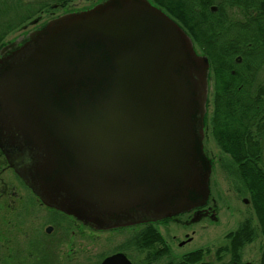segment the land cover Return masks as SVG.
Wrapping results in <instances>:
<instances>
[{
    "label": "water",
    "instance_id": "1",
    "mask_svg": "<svg viewBox=\"0 0 264 264\" xmlns=\"http://www.w3.org/2000/svg\"><path fill=\"white\" fill-rule=\"evenodd\" d=\"M208 72L150 0L62 14L0 47V148L45 204L96 229L170 218L210 194Z\"/></svg>",
    "mask_w": 264,
    "mask_h": 264
},
{
    "label": "flooded vegetation",
    "instance_id": "2",
    "mask_svg": "<svg viewBox=\"0 0 264 264\" xmlns=\"http://www.w3.org/2000/svg\"><path fill=\"white\" fill-rule=\"evenodd\" d=\"M70 1L73 2V0H67L64 3H51L50 9L52 11L57 7H62L63 11L57 15H53V12H50L46 20L41 23L37 21L27 32L42 26L51 18L69 12L89 9L104 0H95L94 2H90V5L82 8H66V4ZM206 1L209 2L206 8L207 12L213 13V17L211 14L203 16L199 12L200 8H195V11H197L196 17L201 23L207 25V22H209L210 26V31L208 30L207 34L211 37L207 36L201 43L194 40L190 28L178 18H188L191 14L188 10H185L179 16H175L171 12L165 11L162 7L159 6V8L166 12L190 36L196 53L208 58V93L207 109L204 116L203 149L212 164V174L215 160L207 151L205 141L207 137H210L217 147L218 144L213 134L214 91L212 88L211 92L210 87L213 66L207 50L208 48L222 49L224 46L216 44V42L220 37L224 36L240 37L246 34L252 37L255 34L264 36V28H256L253 23L254 19H264V0ZM48 12L43 10L41 13L47 14ZM204 32L198 29V33ZM233 48L235 53L232 55V62L229 67L230 72L234 73L236 68L240 67L239 65L244 60L243 50H247L249 54L248 59H250L247 73L248 80L252 84L263 83L264 54H259L256 58L255 50H264V44L259 43L255 45L251 44V42L244 44L242 37ZM211 106L212 109L209 111V107ZM208 114L209 123L207 122ZM224 155L219 156L218 160H222V156ZM249 200L247 198L242 199L244 203H247ZM205 220L210 222H218L219 220V209L214 198L211 196V186L210 195L205 204L170 218L138 222L110 229H96L91 225L82 223L73 215L45 204L10 165L7 156L0 148V250L2 251H0V260L4 258L6 260L11 259L14 261V264H52L54 260L55 264H62V260L72 259L77 254L76 238L79 230L85 228L90 231L125 230L130 232L129 236H131V239L126 244H133L136 250L140 251V258L135 262L123 252L132 264H158L164 258L167 259L164 264H238V257L234 254H230L232 261L230 259L228 263L222 262V250L224 249L222 246L217 247L214 251V261L208 259L211 254L206 248L208 245H199L191 249H185L187 244L196 239L195 226ZM205 226L206 224H202L198 227L201 229ZM228 234L225 237H228L230 244L232 238ZM142 239L150 240L144 243ZM63 244L69 245V248L65 252L62 251ZM174 248L181 251L176 253ZM244 263L249 264L248 261H240L239 264ZM0 264H2L1 261Z\"/></svg>",
    "mask_w": 264,
    "mask_h": 264
},
{
    "label": "trees",
    "instance_id": "3",
    "mask_svg": "<svg viewBox=\"0 0 264 264\" xmlns=\"http://www.w3.org/2000/svg\"><path fill=\"white\" fill-rule=\"evenodd\" d=\"M66 2L67 0H57ZM165 11L179 16L185 10L191 14L188 18L178 17L187 25L195 41L201 43L210 29L209 22L203 25L196 17L195 8H200L203 16L207 12L206 0H151ZM48 9V4L38 0H0V47L6 42V37L26 24L34 23L40 13ZM254 27L264 28V19H254ZM201 29L204 33H198ZM210 31V30H209ZM211 37V36H209ZM244 39V44H264V36L255 34L248 36L220 37L216 44H222V49L208 48L207 52L212 61V88L214 136L221 152L228 155L230 162H222L221 166L228 174L235 176L248 195L262 237L260 258L258 264H264V82L252 84L248 80L249 54L243 50L244 60L234 73L229 70L233 46ZM246 46V45H245ZM226 47V48H225ZM239 52V51H237ZM256 58L264 54V50H255ZM245 75V76H244ZM238 188V189H239ZM256 235L255 227L250 220L245 219L228 236L232 238L229 249L239 256V249L251 242ZM150 239H142L146 243Z\"/></svg>",
    "mask_w": 264,
    "mask_h": 264
},
{
    "label": "rangeland",
    "instance_id": "4",
    "mask_svg": "<svg viewBox=\"0 0 264 264\" xmlns=\"http://www.w3.org/2000/svg\"><path fill=\"white\" fill-rule=\"evenodd\" d=\"M38 1L47 3L48 9L46 8L45 11H49L47 14H39L40 21L38 22L40 23L47 19V17L50 15V12H53V15H57L63 11L62 7H57L53 11L50 9L51 3H60L57 0ZM94 1L95 0H73V2L70 1L66 4V8H82L84 6L90 5V2ZM33 25L34 24L29 23L24 27L16 29L6 37L5 42L12 41L13 39L15 40V38L26 34ZM210 81L212 92V80ZM211 109L212 106L209 107V111H211ZM209 114L207 118L208 123ZM208 128L210 130V126ZM205 146L209 154L215 160L210 179V186L211 196L212 198H214L219 209V220L218 222H210L208 220H205L204 222L196 225V239L190 244H187L185 246V249H191L199 245H208V247L206 248L211 252L208 259L214 261V251L217 247L222 246V248L225 249L222 250V262L228 263L233 253H229L231 252L230 249L228 251V247L230 244L228 242V237H225V235H227V233L235 231L239 224H241L245 219L248 218L251 225L255 227L256 235L251 242L245 243L239 249V256H236L238 257V264L240 263V261H248L249 264H258L260 258L262 237L258 230V223L252 210L253 208L249 200V195L244 189L241 190V188H239L241 187V185L235 178V176L228 174V172L221 166L222 162H230V157L221 152L219 147H217L212 142L210 137H207ZM221 155L224 156H222V160L219 161L218 159ZM243 198H247L249 201L247 203H244L242 201ZM202 224H206V226L200 229L198 226ZM129 235L130 232H127L125 230L90 231L88 229L82 228L79 230L78 236L76 238L77 254L74 256V258L62 260L61 262L62 264H100L101 260L104 257L118 251H120L121 253L124 252L134 262L138 261L140 258V251L136 250L133 244H126V242L128 243V241L131 239V236ZM67 248H69V245H62L63 252H65ZM176 248H174V251L176 253L181 251ZM166 260L167 259L164 258L163 260L159 261L158 264H164ZM0 261L2 262V264H14V261L11 259L6 260L4 258ZM52 264H55L54 260L52 261Z\"/></svg>",
    "mask_w": 264,
    "mask_h": 264
}]
</instances>
